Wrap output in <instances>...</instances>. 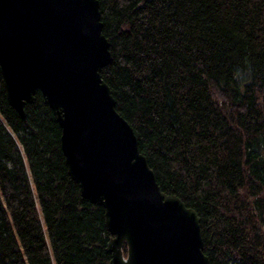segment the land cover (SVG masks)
I'll return each instance as SVG.
<instances>
[{"label": "trees", "instance_id": "obj_1", "mask_svg": "<svg viewBox=\"0 0 264 264\" xmlns=\"http://www.w3.org/2000/svg\"><path fill=\"white\" fill-rule=\"evenodd\" d=\"M99 8L101 76L161 189L198 213L210 264H264V0ZM24 111L0 70V264H109L104 208L67 173L40 90Z\"/></svg>", "mask_w": 264, "mask_h": 264}, {"label": "water", "instance_id": "obj_2", "mask_svg": "<svg viewBox=\"0 0 264 264\" xmlns=\"http://www.w3.org/2000/svg\"><path fill=\"white\" fill-rule=\"evenodd\" d=\"M99 0H0V70L21 116L40 90L67 173L104 208L109 264H210L200 217L163 191L101 68L111 60ZM126 244V253L123 252Z\"/></svg>", "mask_w": 264, "mask_h": 264}]
</instances>
